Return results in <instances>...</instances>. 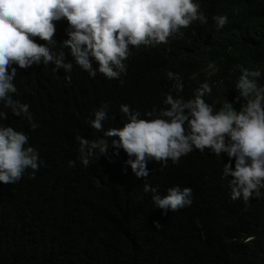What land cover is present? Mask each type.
<instances>
[{
	"label": "trees",
	"instance_id": "16d2710c",
	"mask_svg": "<svg viewBox=\"0 0 264 264\" xmlns=\"http://www.w3.org/2000/svg\"><path fill=\"white\" fill-rule=\"evenodd\" d=\"M198 1L210 15L207 25L195 21L167 44L132 47L123 83L99 72L92 78L74 61L70 83L66 72L51 63L28 69L13 65L19 92L14 99L30 105L39 127L32 130L27 118L14 116L11 109H5L8 118L0 123L24 132L41 164L34 179L29 169L18 182L0 184V264H264V189L247 205L231 200L230 177L222 178L226 154L193 151L164 168L149 161V176L137 178L126 164L128 155L111 145L115 138L89 125L105 101V131L125 122L121 104L142 116L166 107L163 100L173 83L168 71L181 75L184 98L195 82L207 81L212 86L208 103L238 95L237 65L259 67L258 83L264 85V0ZM221 14H227L228 23L218 30L212 17ZM56 28L57 43L50 47L59 51L67 22H56ZM92 65L98 68L95 60ZM219 79L216 85L227 92L212 84ZM79 136L106 139V154L97 150L84 167ZM69 160L76 161L75 168ZM146 183L161 195L176 185L190 187L193 203L165 213L143 191ZM154 221L162 225L159 230ZM237 224L254 235L250 242H242Z\"/></svg>",
	"mask_w": 264,
	"mask_h": 264
},
{
	"label": "clouds",
	"instance_id": "9594fccd",
	"mask_svg": "<svg viewBox=\"0 0 264 264\" xmlns=\"http://www.w3.org/2000/svg\"><path fill=\"white\" fill-rule=\"evenodd\" d=\"M209 18L198 0H0V121L8 118L5 109H11L14 116L26 117L32 130L39 127L30 105L14 99L19 92L14 83L18 70L13 65L28 69L51 63L56 71L66 72L64 79L70 83L74 61L92 78L99 72L123 83L120 78L127 70L124 61L134 50L132 47L167 44L170 37L183 35L180 30L195 21L207 25ZM59 21L67 22V39L59 42L60 50L55 51L50 46L57 43ZM212 21L219 30L227 25L228 16L215 15ZM37 38L44 43H37ZM93 60L97 69L93 68ZM237 67L238 95L232 100L208 103L205 97L211 95L212 86L207 81L195 82L184 98L181 75L168 71L166 76L173 83L163 100L166 107H153L142 116L139 110L121 104L119 111L125 122L120 128L105 131L109 108L105 101L89 125L103 132L104 137L115 138L111 145L128 155L126 164L137 178L149 176V161L164 168L169 161L178 164L181 157L193 151L203 153L207 149L215 156L226 154L228 162L224 163L222 178L230 177V198L242 199L247 205L254 197H261L264 189V85L258 83L262 76L259 67ZM221 81L212 84L227 92L219 88L221 83L216 85ZM28 140L24 132L0 123V184L18 182L29 169V178H35L41 161L38 151L27 146ZM77 140L79 161L84 167L90 166L97 150L101 155L107 152L106 139L93 141L79 136ZM68 166L75 168L76 161L69 160ZM143 191L151 193L153 203L165 213L193 203L190 187L176 185L161 195L157 187L146 183ZM196 223L199 227V220ZM153 224L157 230L162 227L158 221ZM236 231L242 242L254 238L238 224Z\"/></svg>",
	"mask_w": 264,
	"mask_h": 264
}]
</instances>
